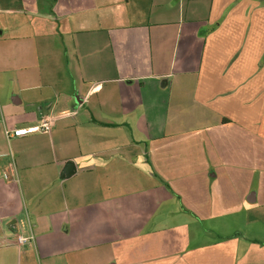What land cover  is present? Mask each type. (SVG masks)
I'll return each instance as SVG.
<instances>
[{"label": "crops", "instance_id": "0c3cea01", "mask_svg": "<svg viewBox=\"0 0 264 264\" xmlns=\"http://www.w3.org/2000/svg\"><path fill=\"white\" fill-rule=\"evenodd\" d=\"M0 264H264V0H0Z\"/></svg>", "mask_w": 264, "mask_h": 264}, {"label": "built area", "instance_id": "2783aa9c", "mask_svg": "<svg viewBox=\"0 0 264 264\" xmlns=\"http://www.w3.org/2000/svg\"><path fill=\"white\" fill-rule=\"evenodd\" d=\"M51 128H52V122L50 120H44L40 126H37L33 129H30V131L49 133L51 131ZM11 133L17 135L18 133H20V131L15 130ZM11 133H9V135ZM3 175H4L5 179H8L10 177H15L16 171L12 170L10 175L7 172H4ZM32 240H33V237H24V236H18L17 237V241L20 245H25V244L31 242Z\"/></svg>", "mask_w": 264, "mask_h": 264}, {"label": "rangeland", "instance_id": "374dc122", "mask_svg": "<svg viewBox=\"0 0 264 264\" xmlns=\"http://www.w3.org/2000/svg\"><path fill=\"white\" fill-rule=\"evenodd\" d=\"M12 170H14V169H12ZM9 175L11 174V169L10 170H8V172H7ZM19 244V243H18Z\"/></svg>", "mask_w": 264, "mask_h": 264}]
</instances>
